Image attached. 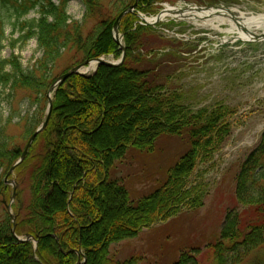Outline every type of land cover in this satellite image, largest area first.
I'll return each instance as SVG.
<instances>
[{"label": "trees", "instance_id": "16d2710c", "mask_svg": "<svg viewBox=\"0 0 264 264\" xmlns=\"http://www.w3.org/2000/svg\"><path fill=\"white\" fill-rule=\"evenodd\" d=\"M68 1L0 0V47L6 17L11 26L20 25L24 37H35L42 53L26 70L16 57L0 58V87L27 92L31 105L40 103L37 96L45 95L64 54L79 53L82 60L122 54L113 24L136 0H116L108 13L100 0H82L85 18L96 22L87 34L80 21L71 20ZM164 1L138 0L135 10L119 20L125 47L121 63L98 65L89 75L72 74L54 90L47 126L14 169L25 173L30 196L17 205L15 236L10 218L0 221V264H75L78 258L81 264H137L133 256L115 260L109 246L202 206L192 173L228 134L231 110L221 103L197 108L187 102L174 79L175 65L198 42L166 38L162 29L174 22L144 25L137 15L154 14L153 5ZM31 11L36 18L20 21ZM77 63L73 58L72 65ZM114 84L118 92L125 90L122 96L114 95ZM44 109L24 120L22 139L27 141L42 122ZM161 135L186 139L187 149L166 169L162 182L131 199L121 180L111 176L113 165L130 150L152 152ZM11 138L1 126L0 168L5 170L24 149L10 147ZM0 194H8L1 181ZM234 194L238 208L226 211L218 236L206 245L215 264H241L264 245V131L236 174ZM25 234L36 240L35 247L16 238ZM172 264L198 261L182 253Z\"/></svg>", "mask_w": 264, "mask_h": 264}, {"label": "rangeland", "instance_id": "374dc122", "mask_svg": "<svg viewBox=\"0 0 264 264\" xmlns=\"http://www.w3.org/2000/svg\"><path fill=\"white\" fill-rule=\"evenodd\" d=\"M100 1L103 10L108 13L116 0ZM210 1L212 0H166L155 3L152 8L160 12L167 6H207ZM213 1H218L215 6L231 8L239 15L264 13V0ZM137 2L138 0L134 3ZM67 12L71 20L83 24L84 34L91 31L96 23L85 18L86 7L82 0H69ZM155 13L140 16L151 17ZM36 17L37 14L31 11L20 21ZM4 21L5 32L0 47V58L16 57L22 69H30L42 55L35 37H24L25 32L21 31L19 24L11 26L6 17ZM170 21L175 23L172 28L162 29L166 38L198 42L195 50L192 44L188 45V48H192L191 54L184 55L186 59L176 62L175 81L183 87V94L192 107H209L220 103L228 107L231 110L227 117L229 132L213 153L196 165L192 173L191 181L203 194L202 206L182 211L165 222L143 229L133 238L111 244L109 253L117 261L133 256L137 264H172L182 253H190L197 259L198 264H215L206 245L218 236L226 211L238 208L234 194L236 174L248 153L258 145L264 131V40L243 42L236 39L237 33L230 30L227 22L214 21L211 24L209 20H181L166 16L160 23ZM252 31L262 32L264 26ZM112 33L115 37L113 31ZM114 39L123 46V36L120 32ZM73 58L79 63L84 61L79 53L64 54L52 69V78L45 95L41 93L37 96L41 98L37 105H31L25 91L11 90L9 86L0 87V127H4L5 134L12 137L10 147L24 148V120L39 113V109L44 106L46 112L48 88L66 67L74 66ZM106 58L112 62L119 59L112 56ZM8 69L9 67L6 68ZM93 71L86 74H92ZM112 89L114 95L125 92L122 89L118 92L115 84ZM52 94L51 92L50 95ZM114 133L109 130V136L112 138ZM186 149V139L161 135L152 152L130 150L122 159L117 160L111 170V176L121 180L131 199L135 200L162 182L166 169L173 165ZM7 172L8 170L0 168V181L8 189L7 196L0 194V221L6 216L10 218L9 212L16 219L18 203H25L30 196L23 170H13L9 175ZM9 224L11 225V222ZM19 237L24 238V235ZM191 249L197 251L194 253ZM241 264H264V245L253 250Z\"/></svg>", "mask_w": 264, "mask_h": 264}, {"label": "bare ground", "instance_id": "6f19581e", "mask_svg": "<svg viewBox=\"0 0 264 264\" xmlns=\"http://www.w3.org/2000/svg\"><path fill=\"white\" fill-rule=\"evenodd\" d=\"M182 9V8H181ZM232 12H234L233 9H230ZM210 15V18L204 19L209 20L212 24L214 21L218 22H227L230 26V30L237 33V36L241 40H250L252 39L251 35L248 34V30H252L254 28L262 27L264 26V13L259 14H251V15H244L241 14V18L239 20L233 21L232 16L229 12L221 9H209L206 11H200L198 12L194 8H187L180 10V8L167 6L166 9L162 10L158 16H151L147 17L149 21H157L160 19H163V17L166 16H172L177 19H196L198 17L205 18ZM243 28L247 29L246 31L243 30ZM96 59V58H95ZM95 59H89L90 62L84 66L81 69L82 73L90 72L95 70L97 67V62ZM15 223V222H14Z\"/></svg>", "mask_w": 264, "mask_h": 264}, {"label": "water", "instance_id": "95a60500", "mask_svg": "<svg viewBox=\"0 0 264 264\" xmlns=\"http://www.w3.org/2000/svg\"><path fill=\"white\" fill-rule=\"evenodd\" d=\"M136 3H133L132 5H129L126 9H124L123 11H121L115 21H114V24H113V32H114V35L115 37H117L118 35V32H117V25H118V22L119 20L124 16V14H126L127 12H131L133 11V8L135 7ZM195 9L197 10H206L207 8L206 7H195ZM182 10V9H180ZM146 23H150L148 21H146ZM245 30V29H244ZM252 35L254 36L255 40H259V39H263L264 38V33H261V34H256V33H252ZM114 37V38H115ZM116 40V39H115ZM117 43H119L118 40H116ZM121 49H122V55H121V58L116 61V62H112L110 61L109 59L107 58H104V57H98L96 58V62H97V66L98 65H106V66H115V65H118L119 63H121V61L123 60L124 58V46H121ZM90 62L89 59H85L84 61H82L81 63L73 66L71 69L67 70L66 72L62 73L61 75H59L54 81L53 83L49 86L48 88V92H47V97H48V104H47V110H46V114H45V117L43 119V121L40 123V125L33 131V133L30 135V137L28 138L25 146H24V149L21 153V156L11 165V167L9 168L8 172H7V175H9L17 165H19L23 159L25 158L26 154H27V151L32 143V141L34 140L35 136L41 132L46 126H47V123H48V120H49V117H50V114H51V108H52V99H51V92H53L57 86L62 83L67 77H69L70 75L72 74H83L81 72V69L86 66L88 63ZM7 210L9 211V205L6 206ZM9 215H10V218H11V223H12V227H11V232L12 234L15 236V233H14V230H15V216L12 215L10 212H9ZM25 238H18L16 237L19 241H26L28 239H32L34 241V243H36V240L33 239L30 235L26 234L24 236ZM81 260L80 258L77 259L76 263L75 264H81Z\"/></svg>", "mask_w": 264, "mask_h": 264}]
</instances>
